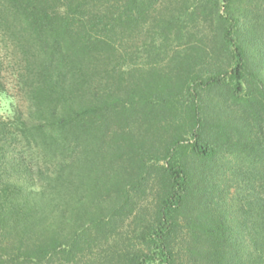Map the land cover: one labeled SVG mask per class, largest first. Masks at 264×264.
I'll return each instance as SVG.
<instances>
[{
	"label": "trees",
	"instance_id": "16d2710c",
	"mask_svg": "<svg viewBox=\"0 0 264 264\" xmlns=\"http://www.w3.org/2000/svg\"><path fill=\"white\" fill-rule=\"evenodd\" d=\"M14 80L0 264H104L82 245L136 193L151 210L108 264H264V0H0ZM236 151L227 200L212 159Z\"/></svg>",
	"mask_w": 264,
	"mask_h": 264
},
{
	"label": "rangeland",
	"instance_id": "374dc122",
	"mask_svg": "<svg viewBox=\"0 0 264 264\" xmlns=\"http://www.w3.org/2000/svg\"><path fill=\"white\" fill-rule=\"evenodd\" d=\"M9 77V76H8ZM10 80V78H8ZM14 82H9L8 94H0V113L4 116L12 114L14 106L21 99L23 94L19 88L15 86ZM18 90V92L16 91ZM20 96V97H19ZM24 102H20V104ZM19 104V103H18ZM212 160H215V165L218 169L216 182L220 184L218 191L221 195H224L226 199L232 197H238L239 187L236 185L239 179L238 169L241 165L245 164L248 160L245 154L241 152H219L214 156ZM259 181L256 182V189H258ZM259 190V189H258ZM133 210L132 212H124L121 219L118 220V231L117 234H107V236L101 235L89 242V244L82 245L83 253L79 255L81 259L91 260L97 263L108 264L112 256L117 254L119 250L124 248V240L131 235V230L134 227L135 222L133 216L136 212H147L150 211L151 198L150 195L139 194L133 196ZM148 208V210H146Z\"/></svg>",
	"mask_w": 264,
	"mask_h": 264
}]
</instances>
